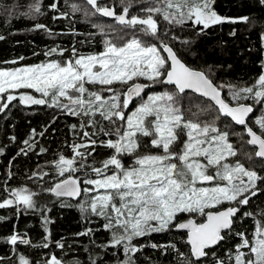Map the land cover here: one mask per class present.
Instances as JSON below:
<instances>
[{
	"label": "snow or ice",
	"instance_id": "obj_1",
	"mask_svg": "<svg viewBox=\"0 0 264 264\" xmlns=\"http://www.w3.org/2000/svg\"><path fill=\"white\" fill-rule=\"evenodd\" d=\"M85 3L91 6L92 15L114 18L121 26L115 41L105 39L104 51L95 55L77 56L73 49L74 59L0 70V99L7 100V103L0 104V112L16 100L23 105H46L50 99L49 106L59 107L72 116L98 114L112 125L123 121V131L117 126L114 133L98 127L97 120L88 121L97 127L95 134L104 132L116 137L100 142L113 150V154L103 162L102 168H92L97 178L81 181L72 177L71 173L77 170L73 167L75 160L60 156L56 163L58 175L63 177L66 172L70 175L45 191L56 197L88 194L91 213L107 221L106 230L115 228L111 246H123L128 258L122 264H134L129 253L135 254L142 249L143 246H137L134 240L173 227L187 233L190 255L185 257L183 264H203L202 258L215 257L213 249L232 231L234 218L240 211L238 206L249 204L250 196L256 195L257 181L264 182V176L247 169L240 161L227 162L229 157L236 156V151L229 142V132L220 130L215 123L224 117L226 121L230 119L235 125L244 126L249 137L247 143L257 148L255 156L264 158V115L255 120L259 131L254 130L249 126L254 108L241 102L251 99L264 106V72L253 86H229L231 99L237 102L232 105L222 98L223 85H215L204 72L186 66L168 44L163 41L159 45L147 43L135 33L158 38V17L169 24L191 22L193 27L199 28L198 34L225 22H247L249 17H222L213 7L215 0H163L162 6L142 8L141 11L146 13L144 16L130 13L131 0L127 3L120 0L123 7L119 11L100 0H85ZM260 3L264 4V0ZM51 7L55 9L56 4ZM31 9L40 13L38 4L32 5ZM94 26L104 34L103 25ZM35 27L45 26L38 24ZM123 30H131L133 34L126 38ZM56 51L53 48L46 55ZM141 77L151 84L173 85L174 90L151 94L144 100L141 93L150 84L136 82ZM92 85L102 87L99 91H91L88 86ZM113 85L125 86V91L121 92ZM28 89L39 93L40 97L27 91L13 94L16 90ZM186 90L214 102L212 111L216 116L211 123L185 119L180 100ZM105 91L112 94L110 98L101 94ZM134 97H141V103L126 117L124 110L129 108ZM61 98L67 103H62ZM71 127L75 129L76 125ZM182 135L185 140H180ZM83 136L89 137L90 133L84 132ZM149 137L156 153H138L143 146L141 138ZM24 143L28 144V141ZM90 144L96 145L97 140H90ZM83 147V144L73 145V151L82 159L85 153L79 149ZM124 156H134L133 164L125 166L122 162ZM109 172L111 174H107ZM205 184L214 186H201ZM9 195L11 198L0 201V208L13 205L17 208L22 205L25 209L38 207L33 199L37 192L21 188L11 190ZM181 213L198 214L205 219L199 223L193 219L179 222ZM244 215L252 214L245 212ZM236 235L240 237V243L236 245L234 258L230 256L229 259H234V264H264V219L256 221L251 240L244 232ZM8 242L17 245L18 236L11 235ZM19 243L27 245L30 241L19 239ZM151 246L158 247L156 244ZM159 247L175 248V245ZM179 255L184 256L183 253ZM19 261L20 264H29L24 256H20ZM46 264L62 262L53 255ZM217 264H224V261L217 260Z\"/></svg>",
	"mask_w": 264,
	"mask_h": 264
},
{
	"label": "trees",
	"instance_id": "obj_2",
	"mask_svg": "<svg viewBox=\"0 0 264 264\" xmlns=\"http://www.w3.org/2000/svg\"><path fill=\"white\" fill-rule=\"evenodd\" d=\"M157 1L131 0L130 13L144 16L146 13L141 9ZM100 2L117 11L123 7L120 0ZM34 4L39 5L40 13L32 11ZM52 4H56L55 9ZM213 7L222 17H249V20L214 25L198 34L199 28L193 27L191 22L169 24L158 17V38L139 32L135 35L147 43L163 41L170 45L188 66L203 71L217 86L220 82L237 84L239 88L253 86L264 68V4L260 0H215ZM38 24L45 27L36 28ZM94 25H103L104 34ZM120 28L114 18L92 15L91 6L85 0H0V36L4 37L0 39V68L63 62L75 58L73 49L77 56L100 53L104 50L105 39L110 36L115 41ZM123 34L127 38L133 33L123 30ZM53 48L57 51L46 55ZM170 87L174 89V86ZM221 91L228 102H233L227 89L222 88ZM181 96L180 107L185 119L207 123L215 119L214 103L193 92ZM252 101L246 100L254 107L249 124L259 131L253 119L259 113V106ZM90 119L99 121L98 127L107 132L114 133L117 126L123 128L120 121L112 125L98 114L72 116L55 106L23 105L19 101L11 102L0 113V201L11 198L9 193L13 189L24 188L38 193L33 197L38 205L36 209H25L22 205L19 208L16 205L0 208V217L3 218L0 220V264H20V256H24L29 264H46L53 255L62 264H122L128 258L122 245L111 246L115 228L106 230L104 225L107 221L91 213L88 194L73 200L45 191L64 179L56 168L60 156L75 160L76 173L92 174V168H102L103 162L113 154V150L100 142L116 139L115 135L95 134L97 127L88 123ZM215 123L220 130L229 132L237 160L264 176V161L255 156V148L247 143L245 129L224 117ZM72 125L76 128L73 129ZM84 132H89L90 136H83ZM92 139L97 140L96 145L90 144ZM141 139L143 146L137 150L138 153H156L151 147L150 137ZM185 139L183 135L180 137V140ZM79 144L85 145L79 149L85 153L83 159L73 151V145ZM84 178L79 177L80 180ZM255 191L256 195L251 197L249 204L239 206L240 212L234 218L232 231L213 249L215 257L202 258L203 264H217V260L234 264V259L229 257L234 258L236 245L240 243L236 233L244 232L250 240L253 238L256 221L264 219V182L259 181ZM245 212L252 215L245 216ZM183 219L185 215L181 213L179 221ZM13 234L30 243L20 244L18 240L17 245L10 244L8 238ZM186 238V232L174 227L154 232L134 240V244L143 247L129 255L134 264H183L185 257L190 255ZM152 244L158 247L153 248ZM160 245H175V248Z\"/></svg>",
	"mask_w": 264,
	"mask_h": 264
},
{
	"label": "rangeland",
	"instance_id": "obj_3",
	"mask_svg": "<svg viewBox=\"0 0 264 264\" xmlns=\"http://www.w3.org/2000/svg\"><path fill=\"white\" fill-rule=\"evenodd\" d=\"M162 3H163V0H158L157 2H154V3H152V4H150L148 7H158V6H162ZM144 15H146V14H144ZM262 36H264V32H262ZM107 39H112L110 36H109V38H107ZM263 41H264V39H263ZM157 44V43H156ZM157 45H159V43L157 44ZM104 51V50H103ZM96 54H98V53H96ZM90 55H95V54H90ZM162 55H164L165 56V54L164 53H162ZM81 56H88V55H81ZM263 57H264V54H263ZM57 62H59V61H57ZM45 63H48V62H45ZM37 65V64H36ZM29 66H32V65H29ZM22 67H24V66H22ZM13 69H15V68H0V70H13ZM263 72H264V68H263ZM136 82H145V83H149L150 84V89H149V91L142 97L144 100H146L147 99V96L148 95H151V94H155V93H161V92H164V91H173L174 89L172 88V87H170V85H166V86H162L161 84H159V83H156V84H151V82H149V81H146L143 77H141V78H138V80L136 81ZM220 85H223V89L225 88V89H227L228 90V92H229V95H231V93H230V88H229V86H234L235 88H239L238 86H237V84H231V83H227V82H220L219 83V86ZM89 88H90V90L91 91H99L100 89H101V87L102 86H100V85H92V86H88ZM112 87H114V88H116L117 90H119V91H121V92H123V91H125V86H122V85H113ZM20 91H27V92H29V93H31V94H33V95H35L37 98H39L40 97V94L39 93H35L34 92V90H31V89H28V90H16L15 92H13V94L14 95H18L19 94V92ZM105 98H110L111 97V93H109V92H102L101 93ZM62 99V103H67V100L66 99H64V98H61ZM123 99V96L121 97V100ZM251 100V99H250ZM16 101H18V100H16ZM242 103H247L246 101H241ZM253 102V101H252ZM255 102V101H254ZM3 103H7V100H6V98H4V99H0V104H3ZM140 103H141V98H140V100L137 102V103H135L131 108H129V109H125L124 110V112H125V116L127 117L128 115H130L131 114V112L132 111H135L136 110V108L137 107H139V105H140ZM232 104H236L237 102L236 101H234L233 100V102H231ZM51 104V100L49 99V104H46L47 106H49ZM255 105H258L259 106V113L257 114V116L256 117H254L253 119H254V122H255V120L256 119H258V118H260V116L261 115H264V106H262L261 104H256L255 103ZM40 106H44V105H40ZM57 108H59V107H57ZM59 109H61V108H59ZM5 110V109H4ZM3 110V111H4ZM2 111V112H3ZM2 112H0V113H2ZM194 121V120H193ZM121 123H123L124 124V122L123 121H120ZM211 123V122H210ZM121 130L123 131V128H121ZM229 142H230V140H229ZM231 144H232V142H230ZM233 145V144H232ZM250 146V145H249ZM233 148L235 149V151H236V148L234 147V145H233ZM256 151V150H255ZM141 154H143V153H141ZM153 154H155V153H153ZM237 156H234V157H229L228 158V161L227 162H229V163H234L235 161H237V158H236ZM134 159H135V157L134 156H124V157H122V162L125 164V166H129V165H132L133 164V162H134ZM245 166V165H244ZM73 167L74 168H76L77 169V167L75 166V165H73ZM246 167V166H245ZM247 168V167H246ZM248 169V168H247ZM249 170H254V168H251V169H249ZM254 171H256L257 172V174L259 175V176H261V174H259V171L258 170H254ZM107 174H111L110 172L109 173H107ZM70 174L69 173H65V176H63L62 178H65V177H67V176H69ZM71 176H77L78 178L80 177V176H83V177H85L84 179H86V178H97V177H95V174H88V173H76V171L75 172H73V173H71ZM83 179V180H84ZM246 179V178H245ZM82 181V180H81ZM258 185H259V181H257V187H256V189L258 188ZM201 186H204V187H211V186H214L213 184H205V185H201ZM255 189V190H256ZM259 191V190H258ZM257 191V192H258ZM245 195H249L250 196V193H246ZM240 206V205H239ZM238 206V207H239ZM184 215H185V218H189V217H194V218H196V220L198 221V222H202L203 220H204V217H202V216H199L198 214H189V213H184Z\"/></svg>",
	"mask_w": 264,
	"mask_h": 264
},
{
	"label": "water",
	"instance_id": "obj_4",
	"mask_svg": "<svg viewBox=\"0 0 264 264\" xmlns=\"http://www.w3.org/2000/svg\"><path fill=\"white\" fill-rule=\"evenodd\" d=\"M100 1H102V0H100ZM170 46V45H169ZM171 47V46H170ZM173 51H174V49H173ZM175 52V51H174ZM176 53V52H175ZM165 54V56L167 55L166 53H164ZM176 55H177V53H176ZM177 57L181 60V62H183L186 66H188L178 55H177ZM170 63V62H169ZM188 67H190V66H188ZM191 68V67H190ZM192 69H194V68H192ZM194 70H198V69H194ZM198 71H201V70H198ZM203 72V71H202ZM138 83H145V82H138ZM214 83V82H213ZM215 84V83H214ZM167 85V84H166ZM216 85V84H215ZM171 86H173V85H171ZM149 88V87H148ZM148 88H146L145 90H144V92L143 93H141V97H143L144 95H145V93H146V91L148 90ZM186 92H193V93H195L194 91H192V90H186ZM195 94H197V95H199V96H201L200 94H198V93H195ZM221 95H222V98H225L224 97V95H223V92L221 91ZM202 97V96H201ZM138 98H140V97H134L133 98V100H132V102L130 103V105H129V107L138 99ZM203 98H205V97H203ZM205 99H207V100H209L208 98H205ZM210 101V100H209ZM212 102V101H211ZM226 102H228L227 100H226ZM212 103H214V102H212ZM247 104V103H246ZM232 105H235V104H232ZM254 108V107H253ZM254 115V113L253 114H250V117L252 118V116ZM238 126H240V125H238ZM249 126H251L250 124H249ZM240 127H243L244 128V126H240ZM252 127V126H251ZM255 130V129H254ZM246 132V131H245ZM246 135H247V133H246ZM248 137V136H247ZM248 139H249V137H248ZM251 147H253V148H255V150H257V148H256V146H253V145H250ZM259 158V157H258ZM259 159H261V160H263L264 161V158H259ZM0 175H1V171H0ZM68 177V176H67ZM66 177V178H67ZM72 177H74V176H72ZM74 178H76V177H74ZM65 179V178H64ZM63 180V179H62ZM64 197H67V196H64ZM67 198H70V199H73V200H78L80 197H67ZM240 208V207H239ZM240 212V211H239ZM239 212L237 213V215L239 214ZM188 219H193V220H195L196 222H198L197 220H196V218H194V217H189V218H185V219H183V220H181V221H179V222H186ZM203 222V221H202ZM199 223V222H198ZM176 229V228H175ZM176 230H178V229H176ZM179 231H183V232H186V230H179ZM187 234V233H186ZM186 241H187V238H186ZM190 246V245H189Z\"/></svg>",
	"mask_w": 264,
	"mask_h": 264
},
{
	"label": "built area",
	"instance_id": "obj_5",
	"mask_svg": "<svg viewBox=\"0 0 264 264\" xmlns=\"http://www.w3.org/2000/svg\"><path fill=\"white\" fill-rule=\"evenodd\" d=\"M19 239H24V238H18V240H19Z\"/></svg>",
	"mask_w": 264,
	"mask_h": 264
},
{
	"label": "flooded vegetation",
	"instance_id": "obj_6",
	"mask_svg": "<svg viewBox=\"0 0 264 264\" xmlns=\"http://www.w3.org/2000/svg\"><path fill=\"white\" fill-rule=\"evenodd\" d=\"M259 192V191H258ZM252 196H250V199H251ZM205 219V218H204Z\"/></svg>",
	"mask_w": 264,
	"mask_h": 264
}]
</instances>
